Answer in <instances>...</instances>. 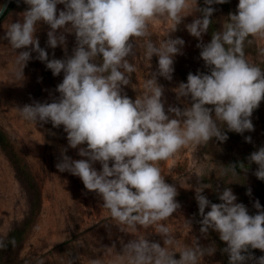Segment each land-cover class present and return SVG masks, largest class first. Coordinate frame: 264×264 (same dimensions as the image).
<instances>
[{
    "label": "clouds",
    "instance_id": "1",
    "mask_svg": "<svg viewBox=\"0 0 264 264\" xmlns=\"http://www.w3.org/2000/svg\"><path fill=\"white\" fill-rule=\"evenodd\" d=\"M19 2V0H18ZM27 6L19 19L10 23L2 39L15 55L17 81H24V69L36 53V59L46 65L54 77L63 74L51 101H33L16 107L19 116L36 126L51 123L63 127L67 148L63 149L57 171L78 177L88 192L95 193L101 206L121 225L131 230L137 226L156 225L163 242L147 237L130 239L123 244L115 264H198L209 251L199 242L185 247L179 258L173 250L176 237L159 222L166 221L179 208L174 184L166 182L159 163L172 159L182 148L206 145L211 141L226 142L227 133L243 135L253 132V112L264 101V69L249 63L245 44L264 40V0H238L234 13L225 18L222 28L209 33L216 11L214 5L228 0H22ZM63 5L58 11L57 6ZM3 6H0V13ZM198 13L186 31L198 41L200 59L207 73L187 76L173 89L179 104L168 105L165 88L158 80L171 81L174 62L182 55L185 41L173 39L184 19ZM153 21H171L173 28L159 46L150 39L145 45V57L158 59L157 68L145 79L144 91L135 100L125 88L133 87L135 66L129 62L135 56L136 41L148 37ZM41 24L47 25V47L66 49L67 36L75 37L71 55L49 59L40 47L36 35ZM251 38V39H250ZM264 56V48L259 50ZM54 56V53H53ZM183 102V103H181ZM186 105V106H185ZM252 143L251 136L244 137ZM68 148L77 150L81 159H72ZM243 162L224 166L222 174L247 173L255 164V177L264 181V146ZM100 165L98 171L94 165ZM211 185L197 181L193 188L198 206L200 233H215L224 244L221 249L228 264H264L253 250L264 252V208L259 200L250 214L231 187L216 190L219 203L204 195ZM246 195L251 196L249 188ZM206 209H210L206 212ZM8 243L15 245V240ZM8 243L0 239V250ZM90 264H101L92 260Z\"/></svg>",
    "mask_w": 264,
    "mask_h": 264
},
{
    "label": "rangeland",
    "instance_id": "2",
    "mask_svg": "<svg viewBox=\"0 0 264 264\" xmlns=\"http://www.w3.org/2000/svg\"><path fill=\"white\" fill-rule=\"evenodd\" d=\"M4 0H0V6ZM191 8H195V0H189ZM200 7L203 0H198ZM238 0H228L225 4L214 5L216 11L209 33L203 39L210 42L211 33L222 28L225 18L234 13ZM22 0H16V6L0 21V129L5 133L25 164V169L40 193L39 208L26 233L11 238L13 229L19 228L26 217L31 204V191L25 181L14 168L0 148V239L5 243L15 240V245L8 243L6 249L0 250V264H90L92 260H100L101 264H115L116 256L121 252L123 244L130 239L147 237L159 241L163 245L156 225L149 227L137 226L131 230L114 220L107 209L101 206L102 201L95 193L88 192L78 177L57 171L56 164L60 161L63 149L67 148L66 133L63 127L53 128L51 123L36 126L24 121L16 111L33 101H51L56 86L62 82L63 74L54 77L46 65L37 60L36 53L24 69V81L15 79V55L8 42L2 37L10 23L16 22L19 14L26 9ZM58 11L63 5L57 6ZM198 13L186 17L177 27L171 38L177 37L185 41L183 54L177 55L174 62V73L171 81L159 78L158 82L165 88V107L178 105L175 92L181 82H187L189 73H207L204 62L200 59V42L192 37L184 25L191 23ZM173 28L171 21H153L149 25V35L136 41L135 56H130L136 71L132 74L133 87L124 89L127 96L135 100L144 91L143 84L151 71L158 64L157 57L151 61L145 57V45L150 39L154 44L166 38ZM47 25L41 24L36 33L40 47L49 54V59H63L72 54L75 37L67 36L66 49L47 47ZM251 39V38H250ZM264 48V40H253L245 44V57L249 63L264 69V56L259 50ZM54 53V56H53ZM183 103V102H181ZM186 106V105H185ZM254 124L253 132L243 135L229 132V139L224 143L209 142L206 145L187 146L182 148L172 159L161 161L159 167L166 182L174 184L178 195L176 201L180 208L164 224L176 237L174 251L179 258V252L185 247L199 244L209 251L198 264H228V258L221 249L224 244L215 233H200L196 220L198 206L193 191L196 182L202 181L211 185L212 190H205L204 195L213 203H219L216 190L220 192L225 187H231L237 196V203H243L250 214H256L253 204L259 200L264 208V181L258 180L254 172L256 165L252 164L247 173L237 168L239 175L222 174L224 166L243 162L247 165V157L259 147L264 146V101L251 117ZM251 136L252 143H246L244 137ZM72 159H81L77 150L68 148L67 153ZM94 167L99 171L100 165ZM251 189V196L246 195ZM210 209H206V212ZM189 226L187 220H192ZM252 254L259 258L264 252L253 250ZM254 264V262H249Z\"/></svg>",
    "mask_w": 264,
    "mask_h": 264
},
{
    "label": "trees",
    "instance_id": "3",
    "mask_svg": "<svg viewBox=\"0 0 264 264\" xmlns=\"http://www.w3.org/2000/svg\"><path fill=\"white\" fill-rule=\"evenodd\" d=\"M16 6V0H12L5 15L2 19L7 15V13ZM1 19V20H2ZM0 20V21H1ZM0 148L7 156L9 161L13 164L14 168L16 169L17 173L23 180L25 181L26 185L29 187L31 191V204L28 210V213L24 220L21 222L20 227L13 229L11 233V238L19 235L21 233H26V230L30 228L34 218L37 215L38 208H39V201H40V193L38 189L35 187L34 183L32 182L31 176L25 169V164L23 163L21 157L17 153L16 149L9 141L5 133L0 129Z\"/></svg>",
    "mask_w": 264,
    "mask_h": 264
},
{
    "label": "water",
    "instance_id": "4",
    "mask_svg": "<svg viewBox=\"0 0 264 264\" xmlns=\"http://www.w3.org/2000/svg\"><path fill=\"white\" fill-rule=\"evenodd\" d=\"M12 0H4V2L2 3L1 6H3V11L2 13H0V20L2 19V17L5 15L10 3Z\"/></svg>",
    "mask_w": 264,
    "mask_h": 264
}]
</instances>
